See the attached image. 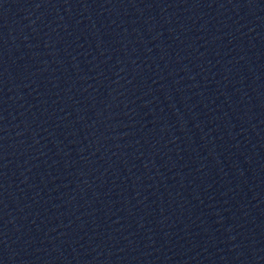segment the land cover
Masks as SVG:
<instances>
[{"label": "water", "instance_id": "water-1", "mask_svg": "<svg viewBox=\"0 0 264 264\" xmlns=\"http://www.w3.org/2000/svg\"><path fill=\"white\" fill-rule=\"evenodd\" d=\"M0 264H264V0H0Z\"/></svg>", "mask_w": 264, "mask_h": 264}]
</instances>
